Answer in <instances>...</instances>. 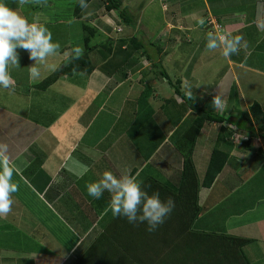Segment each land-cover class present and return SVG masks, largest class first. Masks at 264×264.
I'll return each mask as SVG.
<instances>
[{"label":"rangeland","instance_id":"374dc122","mask_svg":"<svg viewBox=\"0 0 264 264\" xmlns=\"http://www.w3.org/2000/svg\"><path fill=\"white\" fill-rule=\"evenodd\" d=\"M75 1L76 0H41V2H44L43 5H46L45 9L47 10V12L51 16L56 17L52 18V20L50 21L55 25L53 27L54 34L52 35L53 42H58L59 44L61 42L63 44V48H67L68 54L75 56V47H81L84 51H86L83 39L85 36V32L82 27V20H85L87 24L91 25V27L97 31L94 36L92 35L90 37L89 41V46L92 47L91 50L93 51L89 50L88 56L93 63L99 62L97 54L98 52H100V50L103 51L102 46H114L116 44L115 41L117 39H122L121 41H125L126 43L130 44V46L127 45V50H122L120 47L117 49V57L122 58H119L121 67H119L121 69L119 75H126L128 73V78H124V76H122L124 79L119 76L117 77L118 80H125V82L120 85L121 87H117V90L110 94L108 93L109 90L105 88L94 96L90 95L89 97H87V94L82 95L83 102H81V105H83L85 112L82 115L83 117H81L79 120L81 124H77V126H79L80 128H76V134H79L80 129L81 132L82 129L84 131L83 135L79 138L80 142L78 141L77 144V153L79 154L81 153V151H85V153H89L90 155L93 154L92 148L91 146H89V143L95 144V141L98 139L99 143L97 156L99 155V160L95 164H93V168L87 174H85L81 179H78V181L72 184V189L70 188L72 190V193H68L69 198L64 196L62 204L64 206L63 201H67V203H73L75 207H77L79 213L76 220L77 223L73 224V226L71 227L68 225L67 226L72 230L78 232V234L79 231H82L83 235L84 231L88 229L86 232L87 237H84L85 241H83V243L81 244V246H84L86 245L87 241L88 243L92 242L93 239L98 237V234L103 230V226L110 219L109 217L107 219H104L103 215L98 218L99 212L97 210H94V208L100 207L102 204L105 203L104 197H108V195L103 194L100 199H94L93 197L89 196L86 185L91 182L98 181L105 171H111L114 175H117L118 177H126V173H130L133 168H136L138 172H141V169L145 167V160L147 159V157H149L148 166H146L144 170L139 174V176L134 179H136L138 182H143L142 179L145 177V175H149L150 177H157L160 182L164 183L169 187L176 188V186L180 183L181 180L182 159L181 156L178 155L176 151H174L173 140L176 139L178 134L189 125L188 122L192 120L198 113L197 106H200L205 100L204 95L213 94L212 92H209L210 88H212L215 83L223 77L225 70L228 68L226 66L225 60H221V58L219 57L220 47L213 51L208 50L207 47H202V44L207 45V43L209 42L210 37L208 33H213V37L211 38H216L224 34V26L220 24V21H218L215 16L209 17L208 21H206V28L205 30L200 32V35H198L197 33L195 35L192 34V28H189L187 25L180 22L179 25L176 26L177 28H179L180 31L178 33L179 40L181 38L182 43H184V41L194 42L195 46L192 48L190 53L189 47L192 43L188 46H182L183 48L180 45L179 47H181V49H179V53L173 54L175 52L173 51V42L171 44V41H168V36L170 34V29L172 28V25L167 26L166 24H164L163 26L158 28L154 26L155 22L164 23V20L168 21L167 15L164 20L161 19L159 13L160 9L157 1H154L153 3L151 2V4L147 5V1L139 4V1L136 2L135 0H132L130 1L129 6L130 12H128L132 16H134L136 30L138 29L140 31V33L138 34L133 31L134 35L136 34L137 39L141 42L143 38L147 39L149 42L159 40L162 47V54L160 56L161 61L167 71L170 72L171 76L172 74H174L172 73L173 69H176V66L172 67V64L174 62L173 60H175L173 58L175 57V55H179L177 63H179L178 69L180 70V72H178L177 75L180 77V81L176 82L174 81V79L170 78L166 80L164 79V77L162 78L158 73L156 75L157 79H154L152 77L148 84H142L143 80L140 79L143 78V76L141 75H144L145 77L150 76V73L153 70L151 69V65L149 61L146 60V58L144 59L143 57L139 56L138 59L136 58L139 52H137V45H135L137 43H135L134 41L133 42L135 44L132 43L133 35L131 34V32L127 31L126 28H124V25H121V27H116L117 23L115 24L116 28H113L112 31H105L104 28L100 25V20H103L102 18L106 16L107 20H109L112 25L113 21H111L110 15L103 14V12L102 16H100L101 13L98 12V14L94 13L92 17H87L85 19H82V17H84V15L82 14L80 18H76L73 15ZM95 2L98 3L99 0H95ZM235 2V0H211V3L216 4V6H219V4L220 6L233 5L235 4ZM37 3L38 0H29L27 4L23 5V9L25 11L26 8L29 10L27 11V15H33V11L30 7L34 6ZM92 6L93 9L100 8V5L96 6L94 5V3ZM166 6L167 4H164L163 8H166ZM188 10H190V7L188 8ZM145 11L148 12L145 13ZM110 14L113 17L112 10L110 11ZM70 16L71 18H69ZM168 22V24H171V21ZM160 29V32H156ZM145 30H147L148 32L150 31L149 34L145 33ZM141 32H143L144 34L142 35ZM196 42L199 43L196 44ZM259 50L260 49L251 48L252 54L249 56L248 63L250 65H253V59H256V57H258V59L263 61L258 62V65L260 67H264V59L260 58L262 55H264V53L262 54ZM102 51L100 52L101 55ZM135 51L136 55L134 54ZM134 58L137 59L135 63H133ZM127 61H129V64H126ZM136 64L138 67L135 66ZM104 68L107 69L106 67ZM231 68L235 69L232 70V72L230 71L232 75L237 76L241 83H243L245 94L252 95L251 97H259L258 99L261 100L257 101L261 105H263L262 103H264V76L253 73V76L249 78L246 75L249 73L248 71H241L236 67ZM133 71H135V75L131 76ZM190 75H192L194 79L189 80ZM232 75L226 77L227 79L225 81H230ZM70 76L65 75V77H67L66 80H68V77ZM86 78V72H83L81 70L73 71L71 79H73L74 82H77L78 87L71 91V97L69 98L73 97V99H75L80 93H82V91H84L81 90V87L79 86H82L84 84L83 79L85 81ZM134 80H136L137 82L138 80L142 81V83H136L134 82ZM171 81L176 82L175 84L177 85V87H179L180 89L183 88L182 90L184 91L186 90L187 86H192V83L196 82V85L193 87V89H191L193 91L190 98L191 101H189L191 103L186 104L184 99L175 93V95H173V98L178 102V105H170L169 103L168 109L167 106H164V100H168L166 98H171L173 94L171 93V88L174 89V87L170 84L172 83ZM228 84H230V82L225 83L224 85L218 84V88H215V92L224 94V91L225 89H227L226 86ZM51 85H49L45 89H40L42 91L45 90L46 92V94L41 95V100L43 102L46 100L47 103L54 101L57 97V94H60V88L63 87L59 85ZM63 98L65 97H62L61 99ZM228 100H232L233 104L235 103L234 107L241 106V101H239V103L236 105V101L234 98ZM245 100L249 103L251 102V100L249 99ZM195 103L198 105L196 106ZM184 104H186V108ZM160 105H162V107ZM98 106H100V108L97 110L96 108ZM247 107H249L247 110L249 111L250 106L248 105ZM241 110L244 111V109ZM241 110L239 114L236 115L237 118L239 116L241 117ZM228 114L229 113H225L226 119ZM251 123H253L255 128L258 127V122L255 121ZM219 125L220 124L215 122H206L204 124L198 134L200 140L198 141V143H196V149L203 150L204 152H201L202 154L210 153L207 151L210 149V147L213 148L214 139L217 134L218 136H222L223 138H225V140L228 139L224 147H226V144H231L228 142L233 141L237 146L242 148V153H244V172H229L228 175L225 177L224 181H220L222 174H218L213 184L214 187L211 199H214V202L210 204L211 208H208L207 217L209 218V220L203 218V221L205 225H212V228H214L213 230L215 231L223 232L222 229L225 228L226 232L228 233L229 231L231 233H238V229L242 227L228 229L226 222L224 223L223 221V217L228 214L226 208V206L228 205L226 198H229L233 193V191L228 190L226 187L234 186L239 183L242 179L245 180L242 183L241 194L237 197L238 202H236L234 206V209H238V211L241 210L243 203H246L242 200L245 198V195H247V199H249L251 202L255 200V196H264V138L262 137L261 132H259L258 130L257 132H252L251 135L241 134L242 136H244L245 139L241 138L240 134H238L239 131H237L234 126H230V124L227 125L226 123L224 126H227L230 131L232 130V133L230 135H227L225 134V132L219 130ZM75 126L76 124L74 123V127ZM213 130H215L214 133ZM262 132L264 133V130ZM65 139H68V137L64 138V140ZM253 139H256V141L254 140L255 145H251V141ZM167 140L168 142H166ZM246 140L249 141L248 148L245 147ZM222 146L223 144H219V147L221 149L224 148ZM249 149L251 150V152L248 151ZM63 150H66V148L64 147L63 149H61V152H63ZM36 157L38 158L36 159L38 162L41 156L40 154H36ZM51 165L54 166L52 163ZM199 165L200 163L197 164L198 171H201L202 167ZM227 167V165L224 166V168ZM253 167L261 168H257L259 172L257 171V173L254 174ZM25 173H27V175L31 173V168H28ZM56 181H58V179H56ZM35 186L37 187V189L39 188L38 185ZM77 194L79 198L77 197ZM108 194L109 197L107 198V200L109 201L111 199V194ZM214 203H216V205H214ZM16 208L19 207L17 204L14 203L12 209ZM34 209H36L35 206L30 211L21 210L22 212H19V214L21 216L25 214L28 215L29 218L34 217L35 219L43 221V219L45 218V213L35 212ZM11 213L12 212H10L9 214ZM71 213L73 212H65V214ZM9 214H7L6 217L7 219L10 218L9 222H15L14 225L22 230V222L24 220L22 222L21 220L17 222L19 218L13 219L10 217ZM65 217L68 218L69 216ZM1 223L2 222H0V224ZM82 223L83 227L81 226ZM68 224L71 225L70 223ZM50 225H53L54 227L50 230L51 238H47V242L45 239L46 236L44 237L41 232L47 233L49 231L45 229L43 225L37 227V235L39 234L42 237H38L35 234V236H37V245H39L38 252H40V254L36 256L38 254L36 248L35 253L33 249L30 251V253L33 254L31 258L35 259L34 264H40V262L38 263L37 260L41 259V255L43 256V250L41 249V246L45 247L44 250L47 251L44 252V254H48V248L58 253L59 251H61L60 246L63 247L67 251V253L69 252V250H71L72 239L70 237V230L67 228V226L66 228L69 235L67 234L66 238L68 239V242L64 239V234L59 232V230L63 232L64 225L61 221L57 219V221L51 223ZM199 225L200 223H198L197 226ZM56 226L57 228H55ZM2 229H0L1 248L4 247L3 243L12 244L18 239L14 236L16 233L3 232L6 229H4L3 231ZM244 230L245 229H243L241 232L243 233ZM5 234H8V236H6ZM17 235H19V232H17ZM256 235V237H259L258 234ZM243 236L246 238L250 235L246 234ZM52 238L54 239L53 241H51ZM249 239L251 238L249 237ZM262 248H264V241H262V238L254 239L249 243L247 242V244L243 246L242 251L243 253H245V258H247L248 264H264V255H261L263 253V250L261 251ZM79 249L77 250V254L79 252ZM61 252L64 253V251ZM77 254L72 255V258L76 259ZM21 257H23L21 254L16 256L17 259ZM74 261L70 258L68 260V264H73ZM17 262L18 261L14 262V260L13 262L5 260L3 263L0 262V264H18Z\"/></svg>","mask_w":264,"mask_h":264},{"label":"crops","instance_id":"0c3cea01","mask_svg":"<svg viewBox=\"0 0 264 264\" xmlns=\"http://www.w3.org/2000/svg\"><path fill=\"white\" fill-rule=\"evenodd\" d=\"M120 1L123 2V6H125L129 11L130 1L132 0H128V3L127 0ZM135 1H139V4L147 1V5L151 4V2L153 3L154 1H157L160 9L159 13L161 19L164 20L167 15L168 21H171V24H168L169 22L167 20H164V23L155 22L154 26L158 28L163 26L164 24H166L167 26L172 25V28L170 29V34L168 36V41H171V44L173 42V51H175L173 54L179 53L178 51L179 49H181L182 46H188L192 43L189 47V51L191 53L192 48L195 46L194 42L184 41V43H182L181 38L179 40L178 33L180 31L179 28H177L176 26L179 25L180 22L187 25L189 28L191 27L192 34L195 35L197 33L198 35H200V32L205 30L206 21H208L209 17L215 16V18L220 21V24L224 26V34H226V32H230L233 35H242L244 37V41L246 42L247 46L246 48H241L239 55L233 54L229 57H225L222 55L223 46H220L219 57L221 58V60H225L226 66L229 71L228 69L225 70L223 77L218 80L212 88H210L209 92H212L215 95L221 94L215 92V88H218L217 85H224L225 83L230 82V84L226 86L227 89H225L224 94H222L225 102V107L222 110H219V113L223 114L224 116L225 113H229L227 116L229 117V119L232 118L235 124H238L242 128H246V131H248V123L241 121L242 119L240 118V116L237 118L236 115L239 114V111L241 109H244V111L248 110V105L250 106L253 102H258L261 99L259 100V97H251L252 95L245 94L243 83H241L237 76L232 75L231 72L235 69H232L231 67H236L241 71H248L249 73L246 75L249 78L253 76V73L264 76V67H260L258 65V62L263 61L256 57V59H253V65H250L248 63L249 56L252 54L251 48L260 49L259 51L262 54L264 53V0H235V4L226 6H220V4L219 6H216V4L211 3V0ZM2 2L5 3L8 7L16 10L23 17H26L30 23L35 20V22L38 24H45L46 27L51 31L52 35L54 34L53 27L55 25L50 21L52 20V18L56 17L51 16L47 12V10L45 9L46 5H43L44 2H41V0H38L37 7L36 4L30 7L33 11V15H27V11L29 10L26 8L25 11L23 9V5L19 3V0H2ZM93 3L94 5L99 6L102 2L99 0V2L97 3L95 2V0H90L88 3V8L82 10V15H84L82 19L92 17L94 13L98 14V12H100V16H102L103 12V14L110 15L111 21H113L112 25V23L107 20L106 16L104 18L101 17L103 20H100V25L104 28L105 31H108V27L110 28V31H112L113 28L121 27L120 24H117L115 27L116 20L114 19V10H112V17V15L110 14L111 10H109L108 13H105L107 11L102 5L100 6V8L93 9ZM164 4H167L166 8H163ZM189 7L190 10H188ZM147 12L148 11H145V13ZM201 17L205 20V26L203 27H201L197 22L198 19ZM69 18H71V16ZM160 31L161 29L156 32ZM149 32L145 30V33L149 34ZM141 34L143 35L144 33L141 32ZM198 43L199 42H196V44ZM60 45V48L56 51L53 56L47 59L44 65H39L40 76L37 79H30L29 77V68L35 62L29 59L28 51L18 47L17 52L19 56V66L12 67L11 65H9V71L14 81V88L5 89L3 87H0V143H5L8 145L5 164L14 168L12 181L19 185V191L12 194L13 199L15 201L14 203L17 204L19 208L12 209V213L9 215L13 219L19 218L17 222H19L20 220L22 222L24 220L22 222L23 227L21 226L23 229L21 230L19 227L14 225L15 222H9L10 218L7 219V216L0 217V222H2L0 224V229H6H2V231L4 230L3 232L16 233L14 236L18 238L16 241L13 239L15 242H13L12 244H6L2 241L4 247H0L1 263H3L5 260L12 262L14 260V262L18 261V264H34L35 259L31 258L33 254H31L30 251L33 249L35 253L36 248V251L38 252L39 245H37V236L42 237L39 234L37 235V227L43 225V227L49 231L47 233L43 232L44 234L41 232L44 237L46 236L45 239L47 242V238H51L50 230L54 227L50 224L57 221V219L61 221L64 225L63 232L61 230H59V232L64 234V239L67 242V228L70 230V237L72 239L71 250H69V252L67 253V251L60 246L61 251H64V253H62L61 251L56 253L47 247L49 250L48 254H44L43 252V256L41 255V259L37 260L38 263L40 262V264H68V259L70 257L68 254H71L72 251H75L78 244H81L83 241H85L84 237H87L86 232L88 229L84 231V235L86 236L83 235L82 231H79L78 234V232L69 228L68 226L70 225L63 219L64 216L72 217L74 224H76V220L79 214L77 207H75L73 203H67V201H63L64 206L62 204L64 196L69 198L68 193H72V184L78 181V179H81L85 174H87L93 168V164H95L99 160V155L97 156L99 143L98 139L95 141V144L89 143V146H91L92 148L93 154L90 155L89 153H85V151H81V153L79 154L77 153V144L79 138L83 135L84 131L82 129L81 132L80 129L79 134H76V128H80L79 126H77V124H81L79 120L81 117H83L82 115L85 112L83 105H81V102H83L82 95L87 94V97H89L90 95L94 96L105 88L109 90L108 93L110 94L117 90V87H121L120 85L125 82V80L123 79L128 78V73L126 75H119V73H117L118 71L116 70L113 72H108V70L102 69L101 65L103 61L100 52H98L97 57L99 58V62L93 63L92 71L87 73L86 80L84 81L83 79L84 84L82 86H79L81 87V90H86L85 92L82 91V93H80L75 99H73V97L69 98L71 97V91L78 87V85L77 82H74L73 79H71L72 75L68 77V80H66L67 77L64 76L60 77V79H58L51 85L63 86L60 88V94H57L56 99L48 103L47 100L43 102L41 100V95L46 94V92L45 90L42 91L38 89L35 85L53 72L52 70H50L48 65H56L57 67H59V65L66 61L68 57L72 56L71 54H68V50L66 47L63 48V44L61 42ZM180 45L181 47H179ZM202 47L206 48V45L202 44ZM122 48L124 50H127L128 46L122 45ZM134 54L136 55V52H134ZM178 57L179 55L177 54L173 58L176 61L173 60L174 65L172 64V67L176 66V69H173L172 73L174 74H172V76L162 63V66L165 69L168 77L170 79H174V81L176 82L181 80L180 77L177 75L178 72H180V70L178 69L179 63H177ZM119 58L122 59L121 57ZM136 58L138 59V56ZM260 58L264 59V55H262ZM128 62L129 61H127L126 64H129ZM135 66L138 67L137 64ZM151 69L153 71L151 73L148 72L150 73V76L145 77L144 75H141L143 76V78H141L140 80H143V83L139 80L138 82L134 80V82L139 84H148L152 77L154 79H157L156 75L159 73V71L157 70L158 67L151 66ZM134 75L135 71L132 72L131 76ZM230 75H232L231 80L225 81L227 79L226 77ZM118 76H124V78L122 77L123 79L118 80ZM190 79H194V77L190 75L189 80ZM174 81H171L172 83L169 82L173 87L177 86L175 84L176 82ZM192 84V86H187L185 91L182 90L183 88H178L185 95H188L189 91H191L192 94L193 91L191 89H193V87L196 85V82ZM234 84L237 86L238 90V95L234 99L236 101V105L239 103V101H241L240 107H234L235 103L233 104L232 100H228L232 99L229 96V91L230 87ZM171 89V93H173L172 97L173 95H175V93L178 94L173 88ZM207 96L208 95H204L205 98ZM62 97L65 98L61 99ZM245 99L251 100L252 103L247 102ZM258 104L261 110L264 112V103H262L263 105H261L258 102ZM99 108L100 106H98L96 109L98 110ZM229 122L232 123L231 121ZM229 122H224V125ZM74 123L77 127H74ZM214 131L215 130H213V133ZM246 134H249V132H247ZM67 137L68 139L64 140V138ZM196 139L197 140L195 141L192 158L195 165V169L197 171V175H199L203 172L202 170L206 168L210 153L202 154L201 152H204L203 150H197L196 143H198L200 137L198 136V138ZM254 140L256 141V139H253L251 141V145H255ZM166 142H168V140ZM220 144H223L222 140L220 141ZM224 145L225 143L222 147H224ZM64 147L66 148V150H63V152H61V149H63ZM211 148L212 147H210L207 152H210ZM223 149L228 151L229 157L225 164V166L227 165L228 167L223 168L220 173L222 174L220 181H224L225 177L228 175L229 172H244V153H242V148L237 146L235 142L232 141V145L226 144V147H224ZM248 151L251 152L250 149ZM36 154H40L41 156L38 162L36 160L38 159L36 157ZM89 155L93 158H91ZM148 159L149 157H147L144 162L145 167L148 166ZM51 163L54 166H52ZM198 163H200L199 166L202 167L201 171H198ZM28 168H31V173L27 175L25 171ZM144 168L141 169V172L144 170ZM253 168V173L256 174L258 171L257 168L261 167ZM141 172H138L137 170L133 174V178H136ZM128 175L129 172L126 173V176ZM56 179H58V181H56ZM244 181L245 180L242 179L236 185L226 187L228 190L233 191V197L231 195L229 198H226L228 204L226 206L228 214L223 217V221L224 223L226 222L228 229L238 227L242 228L238 229V233H231L230 231L228 233L226 232L225 228H223L222 230L224 233H227L229 235L244 237L243 235L249 234L250 236H247L248 238L250 237L253 240L262 238V241H264V196H255V200L251 202L249 199H247V195H245L244 199H242L241 197L243 202H246L243 203L241 210L238 211V209H234L236 202H238L237 197L241 194L242 183ZM35 185H38L39 188L37 189ZM213 187L209 190H202L199 193V204L203 207V211L199 214V217L195 222V227H199L200 229L206 231H215L213 230L214 228H212V225H205L203 221V218L209 220V218L207 217L208 208H211L210 204L214 202V199H211ZM77 197L79 198L78 194ZM214 205H216V203H214ZM34 206L36 208L34 209L35 212L45 213V218L43 219V221L35 219L34 217L29 218V216L25 214L22 216L19 214V212H22L21 210L30 211L34 208ZM106 207L108 208L110 206L107 205ZM107 208L105 209L106 211L104 209H99V207L94 208V210H97L99 212L98 218H100L104 214V212L107 213ZM66 211H72L73 213L65 214ZM198 223H200L199 226H197ZM71 226H73V224H71ZM81 226L83 227V223L81 224ZM55 228H57V226ZM243 229L245 230L242 233L241 231ZM17 232H19V235H17ZM35 234L37 236H35ZM256 234H258L259 237H256ZM5 235L8 236V234ZM53 240L54 239L52 238L51 241ZM87 243L88 241L86 242V244ZM41 249L43 250L45 249V247L41 246ZM262 250L263 253L261 255L263 256L264 248H262L261 251ZM50 251H52V253ZM19 254H21L23 257L17 259L16 256ZM39 254L40 252H38L36 256H38Z\"/></svg>","mask_w":264,"mask_h":264},{"label":"trees","instance_id":"16d2710c","mask_svg":"<svg viewBox=\"0 0 264 264\" xmlns=\"http://www.w3.org/2000/svg\"><path fill=\"white\" fill-rule=\"evenodd\" d=\"M89 1L85 0L87 4ZM100 1L107 12L114 10L116 23L124 25V28L131 32L133 35L132 43H137L135 44L137 45V52H139L137 56L146 58L151 66L158 67L159 73L164 79H169L162 66L160 57L162 47L159 40L149 42L143 38L141 42L137 39V35L133 33L136 30L134 16L128 12L125 6H122L120 0ZM82 10L79 6V0H76L73 15L80 18ZM82 22L85 32L83 39L86 49L82 58L76 60L74 59V55L68 57L66 61L57 67L56 71H53L35 85L38 89H45L60 79V77L72 75L75 70H81L86 73L92 71L93 62L88 56V51L92 48L89 46V41L90 37L94 36L97 31L87 24L85 20H82ZM107 30L110 31V28L108 27ZM134 32L140 33L138 29ZM121 40L117 39L114 46H102L103 51L100 50V52L102 51V69L106 67L107 69L105 70H108V72L116 70L119 73L121 71L117 49L120 47L124 50L122 45L130 46V44ZM135 61L137 60L134 58L133 63ZM174 90L183 97L186 104L191 103L189 102L191 101L189 96H186L177 86L174 87ZM237 95V86L234 84L230 87L229 96L235 98ZM214 96L215 94H209L200 106H197L198 104L195 103L198 113L188 122L189 125L173 140L174 151L182 159L181 180L176 188L165 185L157 177L145 175L142 179L141 189L149 195L158 191L162 201L166 200L169 196L175 200V208L170 216L165 219V222L155 231L150 232L147 230L148 226L146 222L132 224L125 217L113 216L111 208L106 207L107 205L110 206V200H107L109 194L105 191L104 195L107 194L108 197H104L105 203L99 209L105 210L107 208V213L104 212L103 217H109L110 219L103 226V230L98 234L97 238L84 246H81L83 242L78 244L75 251L68 254L70 256L69 259L75 260L73 264H248V260L245 258V253H243L242 249L247 242L249 243L253 239L229 235L224 232L206 231L195 227V222L203 211V207L199 204V193L201 190L211 189L218 174L223 170L229 154L228 151L221 149L219 144L221 140L224 144L228 139L225 140V138L218 136V134L215 136L214 146L210 151L206 168L199 175H197L192 154L196 138L206 122L220 124L219 130L230 135L232 130L230 131L227 126L225 127L224 122L231 121L234 124L229 123L239 131L238 134L249 132L250 135L252 132H257L258 130L264 138V133L262 132L264 130V112L257 102H253L250 105L249 113L247 110L245 112L241 111V121L249 125L247 126L249 129L246 131V128L235 124L229 117L226 119V116L220 114L219 110L212 107ZM166 99L168 100H163L164 106H167V109L169 108V103L170 105H177L178 103L172 96ZM186 104H184L185 108ZM160 106L162 107V105ZM255 121L259 123L257 128L251 123ZM228 143L232 145V142ZM245 144V147L248 148L249 141L246 140ZM136 171L137 169L133 168L129 175L133 176ZM63 219L67 223L74 224L72 217L66 218L64 216ZM78 249L79 252L77 254ZM43 252L47 251L43 249ZM74 254H77L76 259L72 258Z\"/></svg>","mask_w":264,"mask_h":264},{"label":"clouds","instance_id":"9594fccd","mask_svg":"<svg viewBox=\"0 0 264 264\" xmlns=\"http://www.w3.org/2000/svg\"><path fill=\"white\" fill-rule=\"evenodd\" d=\"M28 2L29 0H19L21 5ZM79 6L86 9L89 5L85 0H79ZM197 22L201 27L205 26L204 18H199ZM208 35L210 39L206 45L207 49L213 51L222 45V55L225 57L239 54L241 48L247 46L242 35H233L230 32L216 38H211L213 37L211 32ZM18 47L28 51L29 59L35 62L29 68V77L37 79L40 76L39 65H44L60 48V44L53 42L52 33L45 24H38L35 20L30 23L26 17L0 0V87L5 89L14 88L9 65L19 66ZM74 51L76 53L74 59H81L84 50L75 47ZM48 67L52 71L57 70L56 65ZM188 95L191 98V91ZM212 107L217 110L225 107L222 94L213 97ZM240 136L244 138L241 134ZM7 150L8 145L0 143V217H5L11 212L15 202L12 194L19 191V185L12 181L14 168L5 164ZM141 183L143 182H138L132 175L118 177L111 171H105L98 181L87 184L86 188L89 196L94 199H100L105 191L110 193L113 216L125 217L132 224L146 222L147 230L151 232L170 216L175 208V200L169 196L162 201L158 191L149 195L141 189Z\"/></svg>","mask_w":264,"mask_h":264}]
</instances>
